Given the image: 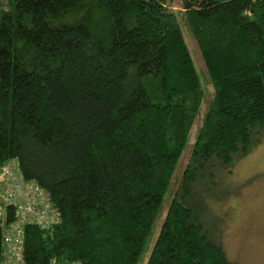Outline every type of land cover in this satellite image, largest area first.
<instances>
[{
  "label": "trees",
  "instance_id": "obj_1",
  "mask_svg": "<svg viewBox=\"0 0 264 264\" xmlns=\"http://www.w3.org/2000/svg\"><path fill=\"white\" fill-rule=\"evenodd\" d=\"M263 135L264 0H0V173L58 214L24 228L23 264H234L208 188Z\"/></svg>",
  "mask_w": 264,
  "mask_h": 264
},
{
  "label": "rangeland",
  "instance_id": "obj_2",
  "mask_svg": "<svg viewBox=\"0 0 264 264\" xmlns=\"http://www.w3.org/2000/svg\"><path fill=\"white\" fill-rule=\"evenodd\" d=\"M173 9L176 12L180 10L178 1L174 2ZM181 25L188 48L207 91L206 103H208L212 92L206 80L199 49L183 18ZM205 107H202L197 121L190 130L188 147L181 157L174 183L166 196L162 212L154 224L150 247L161 227L180 173L187 163L189 149L196 140L205 115ZM222 176H219L213 187L208 188L209 195H216V199H221L217 200L218 204L216 202L211 204H217L215 207L219 215L227 216L216 241L220 243L227 260L231 263L264 264V135L260 143L247 156L236 162L231 174L226 176L222 174ZM147 256L148 253L145 254L141 264L145 263Z\"/></svg>",
  "mask_w": 264,
  "mask_h": 264
},
{
  "label": "built area",
  "instance_id": "obj_3",
  "mask_svg": "<svg viewBox=\"0 0 264 264\" xmlns=\"http://www.w3.org/2000/svg\"><path fill=\"white\" fill-rule=\"evenodd\" d=\"M10 210V211H9ZM0 221L3 254L0 264H23L24 228H48L58 223L47 192L22 176L18 163H8L0 173Z\"/></svg>",
  "mask_w": 264,
  "mask_h": 264
}]
</instances>
